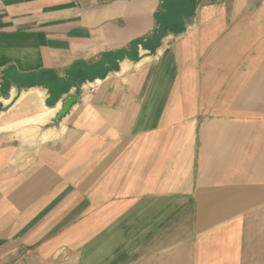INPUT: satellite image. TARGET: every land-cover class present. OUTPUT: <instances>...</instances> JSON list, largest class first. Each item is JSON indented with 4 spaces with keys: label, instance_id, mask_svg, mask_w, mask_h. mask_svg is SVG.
I'll list each match as a JSON object with an SVG mask.
<instances>
[{
    "label": "crops",
    "instance_id": "crops-1",
    "mask_svg": "<svg viewBox=\"0 0 264 264\" xmlns=\"http://www.w3.org/2000/svg\"><path fill=\"white\" fill-rule=\"evenodd\" d=\"M0 264H264V0H0Z\"/></svg>",
    "mask_w": 264,
    "mask_h": 264
},
{
    "label": "water",
    "instance_id": "water-1",
    "mask_svg": "<svg viewBox=\"0 0 264 264\" xmlns=\"http://www.w3.org/2000/svg\"><path fill=\"white\" fill-rule=\"evenodd\" d=\"M79 99H80V97H78V96L69 97V98L65 101L64 109H63V111L59 114V117H62L65 113H67L68 110L70 109L71 105L73 104V102L78 101Z\"/></svg>",
    "mask_w": 264,
    "mask_h": 264
},
{
    "label": "built area",
    "instance_id": "built-area-1",
    "mask_svg": "<svg viewBox=\"0 0 264 264\" xmlns=\"http://www.w3.org/2000/svg\"><path fill=\"white\" fill-rule=\"evenodd\" d=\"M95 89H96V87H94V86L91 88L92 91H94Z\"/></svg>",
    "mask_w": 264,
    "mask_h": 264
},
{
    "label": "rangeland",
    "instance_id": "rangeland-1",
    "mask_svg": "<svg viewBox=\"0 0 264 264\" xmlns=\"http://www.w3.org/2000/svg\"><path fill=\"white\" fill-rule=\"evenodd\" d=\"M174 40L173 38L170 39V41ZM80 89V88H79Z\"/></svg>",
    "mask_w": 264,
    "mask_h": 264
}]
</instances>
